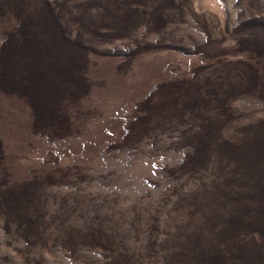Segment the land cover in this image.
Instances as JSON below:
<instances>
[{"label":"rangeland","instance_id":"374dc122","mask_svg":"<svg viewBox=\"0 0 264 264\" xmlns=\"http://www.w3.org/2000/svg\"><path fill=\"white\" fill-rule=\"evenodd\" d=\"M0 264H264V0H0Z\"/></svg>","mask_w":264,"mask_h":264}]
</instances>
